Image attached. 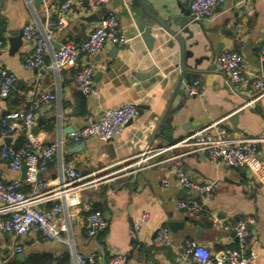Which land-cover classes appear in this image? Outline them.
<instances>
[{"label":"crops","instance_id":"1","mask_svg":"<svg viewBox=\"0 0 264 264\" xmlns=\"http://www.w3.org/2000/svg\"><path fill=\"white\" fill-rule=\"evenodd\" d=\"M164 18L183 16L189 11L190 0H147ZM61 0H0V69H8L16 77V83L7 97L0 98V125L3 116L10 111L28 107V94L57 93L50 105L34 112L35 124L31 129L34 138L54 144L57 157L71 161L84 178H98L79 193L72 205L56 218L65 222V241L47 239L34 229L21 237L24 260L31 256L49 257L54 264L66 258L67 264H75L73 253L89 255L96 252V264H107L110 256L121 252L127 255V264H197L185 254V243L195 241L208 247L213 258L227 249L238 246V238L224 228L246 216L255 219L247 249L258 253L251 264H264V187L247 167H235L225 162L212 161L203 152L187 153L189 147L178 145L179 140L191 132L218 122L224 130V138L239 134L264 139V94L253 107L241 109L245 100L256 95L247 84L231 86L225 81L217 63L223 51L236 50L244 57V71L264 72V0H225L214 8L211 19L188 23L191 36L182 34L185 50L192 52L187 59L195 71L181 83L179 45L170 35L163 34L152 48L142 37V27L137 23L131 0H109L99 9L89 10L84 0H74L70 9L58 17ZM112 12L125 35L123 44H106L99 52L84 55L79 62L90 65L97 96L86 95L81 103L86 112L72 116L77 108L74 99L80 91L73 82L75 69L66 66L61 70L50 67L26 70L24 56L32 49V41L19 36L23 27L33 25L42 30L49 21L60 19L53 47L44 54L49 65L52 53L66 42H82L101 17ZM190 13V12H189ZM156 71V72H154ZM138 74H148L141 79ZM193 80L200 83V95L189 97L185 85ZM123 103H135L141 111L129 121L123 130L109 141L92 136L80 141L71 138L68 129L76 130L97 120L108 109ZM183 138H178L179 136ZM0 138V147H11L27 140V132L21 126L8 136ZM7 138V137H6ZM163 146L159 153L148 159L143 169L135 172L131 165L136 154L147 147ZM182 154L183 166L188 177L195 181H214L216 193L208 202L206 211L190 215L176 208L181 198L197 197L198 193L180 186L170 172L172 159ZM254 161L264 165V141L258 145ZM145 164V163H144ZM59 176L58 165H49L41 178L53 185ZM21 179V190L27 193L32 181L10 170L7 161L0 156V178L9 181ZM168 179L166 187L162 179ZM50 204H42L48 208ZM100 212L107 220V227L95 237L85 233V216L91 211ZM147 219L138 231L134 222L141 215ZM169 223H175L173 229ZM167 226L172 246H154V228ZM133 240L138 241L136 244ZM15 241L0 229V264L17 258ZM20 260V259H18Z\"/></svg>","mask_w":264,"mask_h":264},{"label":"built area","instance_id":"2","mask_svg":"<svg viewBox=\"0 0 264 264\" xmlns=\"http://www.w3.org/2000/svg\"><path fill=\"white\" fill-rule=\"evenodd\" d=\"M31 1V0H29ZM89 10L99 9L109 0H84ZM225 0H190L189 12L191 20L205 21L211 19L214 8ZM246 0H239L243 3ZM74 0H61L58 7V17L66 13ZM60 26V19L49 21L42 29L37 30L31 24L23 27L22 34L25 39L32 41V49L24 56L23 67L26 70L33 68L50 67L61 70L69 66L75 69L73 82L83 93L97 96L99 90L93 79V68L90 65L79 62L84 55L99 52L106 44L118 45L126 41L117 16L109 12L100 18L98 24L91 30L88 36L79 43L66 42L52 53L49 65L44 62L45 52L53 47L56 31ZM4 41L0 38V47ZM264 58V48L260 51ZM219 69L225 77L226 83L236 86L247 84L255 89L256 95L240 106L241 109L253 107L264 94V72L252 73L243 69L244 57L236 50L223 51L216 57ZM17 77L8 69H0V98L7 97L15 86ZM187 96L200 95V83L193 80L185 85ZM31 94V93H30ZM28 94V107L22 110L7 112L1 119L0 138L4 139L17 131L21 126L27 132V140L16 147L3 144L0 147V156L7 161L11 171L18 172L22 165H26L27 179L32 181L30 190L25 193L21 190V179L14 177L9 181L0 178V229L12 236L15 241L14 253L20 254L23 245L19 239L36 229L47 239L65 241L72 246L70 239H63L61 233L66 230L67 224L58 222L56 216L65 208L72 205L80 192L92 186L98 178H84L71 161H65L57 157V149L54 144H46L34 138L31 129L35 124L34 112L46 107L57 99V93L45 92L37 98ZM139 115L138 105L135 103H123L116 108L105 110L101 116L91 121L82 128L70 133L75 141H80L92 136L109 141L117 136L124 126ZM218 122L201 127L172 147L186 145L187 153L203 152L212 161L225 162L235 167H247L252 171L257 180L264 187V165L254 161L258 145L264 139L256 136L239 134L237 137L224 138V130L219 129ZM158 151V152H156ZM158 150L145 149L134 155L135 161L131 165L134 171H140L148 163V159L159 153ZM145 163V164H144ZM58 165L59 176L53 185H48L41 178V174L49 165ZM170 172L176 176L180 186L184 189L197 192L195 198H181L176 201V208L190 215H198L207 209L208 202L216 193L214 181H195L185 172L182 154L172 159ZM164 187L168 185V179H162ZM42 204H50L48 208H41ZM146 214H141L134 222V229L138 231L141 224L147 219ZM255 219L246 216L234 223L224 225L238 238L236 248L227 249L221 256L213 258L208 247L195 241L185 243V254L197 264H251L258 258V253L247 249L248 240L252 236V227ZM107 227L106 218L98 211H91L85 216L84 229L88 237H95ZM152 243L154 246L170 247L172 240L167 226L154 228ZM75 264H96L97 254L89 255L73 253ZM127 255L121 252L110 256L107 264H127ZM54 264V263H51Z\"/></svg>","mask_w":264,"mask_h":264},{"label":"water","instance_id":"3","mask_svg":"<svg viewBox=\"0 0 264 264\" xmlns=\"http://www.w3.org/2000/svg\"><path fill=\"white\" fill-rule=\"evenodd\" d=\"M36 3H41V0H36ZM131 7L135 11L137 23L142 27V37L149 45V48H152L155 40L161 39L163 34H167L172 36L179 45V64L178 66L181 68V78L178 83H181L183 78L187 79L192 72L195 71V67L199 63V60H195L193 65L188 63L187 59L192 57V52L189 50H185V41L182 38L183 33H187L189 37L191 36V31L189 29L188 23L191 22V17L189 11L181 10L183 16H170L168 19L162 18L158 12L153 8V6L147 0H131ZM22 36V31L19 36L13 37L12 41L18 42L19 38ZM156 72V71H154ZM137 77L141 79H145L149 77L148 74H138ZM86 93H83L81 90L76 91L74 99L77 103V108L72 112V116L81 115L86 112V106H81V103L85 101L84 97ZM139 107V106H138ZM140 108V107H139ZM141 111L139 110V113ZM69 131H73V129H68ZM178 138H183V136H179ZM9 137L5 138V142H8ZM7 145V144H6ZM152 144L147 147V149L158 150L163 145L158 144L152 148ZM158 152V151H156ZM27 166L22 165L21 171L23 176H25ZM177 225L175 223H169V227L171 229L175 228ZM138 241L133 240V243L136 244ZM24 254L20 253L17 256V259H23Z\"/></svg>","mask_w":264,"mask_h":264},{"label":"trees","instance_id":"4","mask_svg":"<svg viewBox=\"0 0 264 264\" xmlns=\"http://www.w3.org/2000/svg\"><path fill=\"white\" fill-rule=\"evenodd\" d=\"M95 211V210H94ZM52 259L46 256H31L24 260H18L17 258H13L10 261H7L5 264H51ZM68 261L66 258L60 260V264H67Z\"/></svg>","mask_w":264,"mask_h":264}]
</instances>
